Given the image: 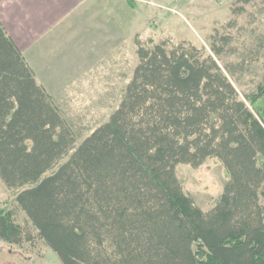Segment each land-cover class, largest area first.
<instances>
[{
  "label": "trees",
  "instance_id": "16d2710c",
  "mask_svg": "<svg viewBox=\"0 0 264 264\" xmlns=\"http://www.w3.org/2000/svg\"><path fill=\"white\" fill-rule=\"evenodd\" d=\"M263 5L237 0L210 52L135 35L120 102L86 136L0 24V181L11 194L0 202V241L41 240L62 264H264V73L243 83L264 58V31L248 29L243 49L232 33ZM212 157L228 180L203 209L177 166Z\"/></svg>",
  "mask_w": 264,
  "mask_h": 264
},
{
  "label": "rangeland",
  "instance_id": "374dc122",
  "mask_svg": "<svg viewBox=\"0 0 264 264\" xmlns=\"http://www.w3.org/2000/svg\"><path fill=\"white\" fill-rule=\"evenodd\" d=\"M132 1L135 3L137 19L132 25L133 33L129 42L127 41L121 52L116 54L115 58H110L104 67L88 72L85 76L88 83L86 86H75L76 101L60 102L75 124L89 126L88 130H94L106 121L120 102L122 90L131 78L138 60L135 35L145 40L152 38L155 42L166 39L175 44L186 42L210 52V37L216 30L225 31L224 26L234 20L232 7L237 0ZM250 9L256 10L248 7V10ZM257 16L251 25L247 14L237 19L238 26L245 27L241 33L237 28L232 31L233 35L240 36L239 48L243 41H250L248 29L254 27L257 32L264 31V14ZM230 59L234 60L235 56ZM219 63L222 64L220 61ZM263 73L264 58L245 77L244 88H251ZM88 134L89 132H86L82 136ZM177 175L185 190L193 195L203 209H208L214 204L228 180L222 163L216 157L210 158L199 169L178 165ZM10 196V192L0 181V202L7 201ZM25 219L26 215L20 212L18 221L23 223ZM50 251L38 239L33 243L24 242L18 246L0 241V264H62L55 252L51 254ZM51 255L53 257H50Z\"/></svg>",
  "mask_w": 264,
  "mask_h": 264
},
{
  "label": "crops",
  "instance_id": "0c3cea01",
  "mask_svg": "<svg viewBox=\"0 0 264 264\" xmlns=\"http://www.w3.org/2000/svg\"><path fill=\"white\" fill-rule=\"evenodd\" d=\"M136 19L127 0H0V24L71 130L81 134L89 126L76 125L60 102L76 101L75 86H86L89 71L121 52Z\"/></svg>",
  "mask_w": 264,
  "mask_h": 264
}]
</instances>
